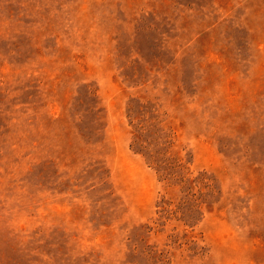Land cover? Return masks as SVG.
Returning a JSON list of instances; mask_svg holds the SVG:
<instances>
[{
    "label": "rangeland",
    "instance_id": "374dc122",
    "mask_svg": "<svg viewBox=\"0 0 264 264\" xmlns=\"http://www.w3.org/2000/svg\"><path fill=\"white\" fill-rule=\"evenodd\" d=\"M0 264H264V0H0Z\"/></svg>",
    "mask_w": 264,
    "mask_h": 264
},
{
    "label": "trees",
    "instance_id": "16d2710c",
    "mask_svg": "<svg viewBox=\"0 0 264 264\" xmlns=\"http://www.w3.org/2000/svg\"><path fill=\"white\" fill-rule=\"evenodd\" d=\"M94 94L92 91L91 95L94 96ZM143 130L145 129H141V127L136 129L132 143L133 150L142 154L150 165L155 166L162 173L161 176L164 179L174 180L175 183L179 184L190 185L191 179H186L187 172L183 164L176 159L167 158V153L162 151L163 142H161L159 132L155 131L151 140L148 141L143 137Z\"/></svg>",
    "mask_w": 264,
    "mask_h": 264
}]
</instances>
